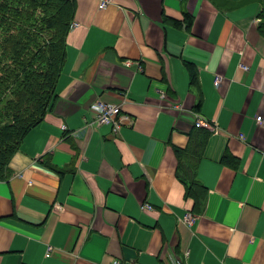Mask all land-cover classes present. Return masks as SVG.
Returning <instances> with one entry per match:
<instances>
[{
  "label": "crops",
  "instance_id": "0c3cea01",
  "mask_svg": "<svg viewBox=\"0 0 264 264\" xmlns=\"http://www.w3.org/2000/svg\"><path fill=\"white\" fill-rule=\"evenodd\" d=\"M99 1L0 178V264H264V0Z\"/></svg>",
  "mask_w": 264,
  "mask_h": 264
},
{
  "label": "trees",
  "instance_id": "16d2710c",
  "mask_svg": "<svg viewBox=\"0 0 264 264\" xmlns=\"http://www.w3.org/2000/svg\"><path fill=\"white\" fill-rule=\"evenodd\" d=\"M74 11V0H0L7 28L1 29L0 178L24 136L43 120L55 99ZM176 154L180 162L181 152ZM192 172L187 175L190 194L193 187L202 188Z\"/></svg>",
  "mask_w": 264,
  "mask_h": 264
},
{
  "label": "built area",
  "instance_id": "2783aa9c",
  "mask_svg": "<svg viewBox=\"0 0 264 264\" xmlns=\"http://www.w3.org/2000/svg\"><path fill=\"white\" fill-rule=\"evenodd\" d=\"M116 0H100L99 1V7L101 9L105 8L106 6L114 3ZM78 24L76 23H72L70 25V29L76 27ZM241 69H246V67L244 65L239 64ZM221 82V77L220 76H216L215 80H214V86L217 88L219 86ZM161 98H164V94L161 93L160 94ZM92 112L95 113V117L93 120V124L95 126H101V125H110L112 126V130L114 132H118V130L121 127V108L120 106H116V105H112V104H108V103H104L101 101H95L93 103V105L90 107ZM257 121L259 123H263L264 124V119H262L261 117H256ZM194 126L195 128L198 129H204L207 131H210L212 133H217L218 132V128L216 126V124L214 123V121H210L208 119H204L202 117H197L196 120H194ZM140 206V210L141 211H148V210H152L151 206L148 205L147 203H143ZM196 221V216L187 214L183 217V223L187 224L188 226L193 225L194 222ZM51 247L47 248V252H46V257H49L50 252H51ZM121 261H112V264H121ZM175 264H181L180 260H175Z\"/></svg>",
  "mask_w": 264,
  "mask_h": 264
},
{
  "label": "rangeland",
  "instance_id": "374dc122",
  "mask_svg": "<svg viewBox=\"0 0 264 264\" xmlns=\"http://www.w3.org/2000/svg\"><path fill=\"white\" fill-rule=\"evenodd\" d=\"M41 12H38L37 14H36V17H38L39 18V22H41V16H42V14H40ZM5 16V14H3V13H0V23H2V26H1V28H0V53H1V43H2V39H3V35L1 34V29H6L7 30V28L3 25V22H4V17ZM8 25V23L6 24V26ZM0 57H1V55H0ZM6 61V60H5Z\"/></svg>",
  "mask_w": 264,
  "mask_h": 264
}]
</instances>
